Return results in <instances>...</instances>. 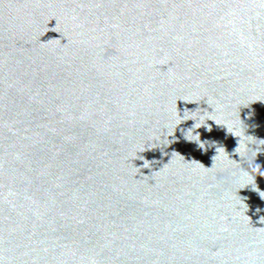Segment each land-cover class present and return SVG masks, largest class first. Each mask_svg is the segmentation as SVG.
I'll return each mask as SVG.
<instances>
[{"label": "water", "instance_id": "water-1", "mask_svg": "<svg viewBox=\"0 0 264 264\" xmlns=\"http://www.w3.org/2000/svg\"><path fill=\"white\" fill-rule=\"evenodd\" d=\"M0 264H264V0H0Z\"/></svg>", "mask_w": 264, "mask_h": 264}]
</instances>
